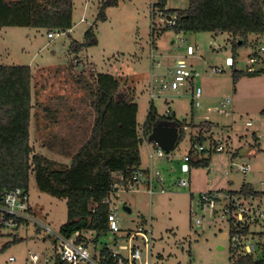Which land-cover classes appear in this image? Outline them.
Returning <instances> with one entry per match:
<instances>
[{
  "label": "rangeland",
  "instance_id": "obj_1",
  "mask_svg": "<svg viewBox=\"0 0 264 264\" xmlns=\"http://www.w3.org/2000/svg\"><path fill=\"white\" fill-rule=\"evenodd\" d=\"M104 1L73 0V28L69 32L31 27L0 30V64L30 66L32 70L34 108L30 142L33 151L70 163V155L91 132L93 112L85 85L92 82L98 72L114 75L138 103L140 128L154 106L160 116L174 117L187 129L183 141L162 158H149L150 153L157 151L154 143L149 141L142 145V168L149 169L152 177L158 172L163 184L152 180L153 195L149 194L147 185L120 193L117 208L121 232L116 235L110 232L95 243L90 242L91 256L95 254V247L101 250L104 246L127 256V251L119 248L128 245L126 234L143 229L151 231L149 264H231V228L228 216L223 217L226 201L216 204L214 214L202 208L200 199L208 192H238L245 184L264 192V114L261 113L264 110V75L245 76L236 86L233 72L237 68L226 64L227 59L234 56L230 34H177L169 28V18L156 6L157 0H117L116 6L107 8V20L96 22ZM188 6L189 0H167L166 8L186 9ZM95 22L98 44L75 52L72 41L84 42L87 30ZM50 32L54 33L53 38L48 37ZM189 46L198 47L195 55L188 54ZM261 46L264 47V34L250 35L248 43L239 47L236 59L248 57ZM78 61L83 72L76 66ZM177 61L188 65L189 77L195 72L199 76L193 80L186 78L174 91L164 85L173 80L170 71ZM213 67L225 71L212 75ZM82 78L86 84L79 83ZM238 87L239 95L236 96L235 88ZM197 88L202 91L199 107L193 104ZM228 98L231 104L221 107ZM46 107L58 110V122L50 120ZM204 121L213 122L215 127L193 126ZM249 121H254L253 126L246 125ZM49 122L52 130L48 128ZM75 126L77 136L78 128L81 129L79 145L70 146L58 140L53 147L47 144L48 138L55 133H61L57 135L60 139L65 134L69 137L67 130ZM194 136L203 139L205 148L212 144L207 166L193 167L185 161L192 150ZM63 139H67L66 135ZM218 145L224 147L222 152L215 150ZM235 153L239 154L233 157ZM183 164H187V171L183 170ZM242 166H249L250 170L243 172ZM181 180L188 181L189 186L179 187ZM29 196L39 212L38 219L59 231L68 220L67 201L40 192L34 174L30 177ZM125 206L131 209L130 213L124 210ZM198 219L201 220L199 225ZM211 221L213 224H209ZM252 232H264V217L252 226ZM90 234L88 238H96L95 233ZM135 244L143 250L145 258L142 238L138 237ZM55 247L56 243L42 227L29 224L18 230H4L0 233V264H33L31 255L35 253L43 258L38 264H45L46 258L47 264H56ZM10 257H14L15 262L10 263Z\"/></svg>",
  "mask_w": 264,
  "mask_h": 264
},
{
  "label": "trees",
  "instance_id": "obj_2",
  "mask_svg": "<svg viewBox=\"0 0 264 264\" xmlns=\"http://www.w3.org/2000/svg\"><path fill=\"white\" fill-rule=\"evenodd\" d=\"M117 4V0H105L96 22L106 21L107 8ZM166 5L167 0H157L156 6L168 20L176 18V25L169 28L177 34H230L233 58L237 57L239 47L248 43L250 35L264 34V0H189L188 8L174 10H168ZM73 7V0H0V30L31 27L69 32L73 28ZM96 22L87 30L84 42L72 41L75 52L98 44ZM241 40L243 42L239 43ZM261 75H264V69L252 73L235 69L234 84L243 76ZM32 79L30 66L0 64V191L2 195L16 188L29 192L30 177L34 174L40 192L67 201L68 220L60 228L62 235L70 238L78 234L79 242L95 243L100 236L110 233V208L105 199L119 181L117 176L129 178L142 169L141 147L145 140L148 141L155 124L162 120L178 123L179 143L185 137L186 125L174 117L160 116L152 106L141 134L137 120L139 106L132 92L123 89L114 75L98 72L92 82L87 83L83 78L79 80L81 84L87 83L85 90L94 118L90 136L68 165L33 151L30 142L34 108ZM45 111L52 122H56L53 119L59 116L58 110L46 107ZM261 113L264 114V110ZM198 126L205 129L213 124L205 121ZM205 154L203 152L189 162L193 167L207 166L211 153L207 157ZM235 156L238 154H233ZM219 192L264 198V192L256 191L250 184L243 185L238 192ZM250 228L247 225L243 232L248 234ZM90 233H95L96 238H88ZM253 234L264 237V232ZM259 249L257 255L233 254L231 264H264V245H259ZM101 257L103 264H113L108 246L101 249Z\"/></svg>",
  "mask_w": 264,
  "mask_h": 264
},
{
  "label": "built area",
  "instance_id": "obj_3",
  "mask_svg": "<svg viewBox=\"0 0 264 264\" xmlns=\"http://www.w3.org/2000/svg\"><path fill=\"white\" fill-rule=\"evenodd\" d=\"M176 25V18L173 17L169 20V26L173 27ZM49 38L54 37V33H48ZM198 50V47H196ZM196 49L192 46L188 47V54L190 56L195 55ZM227 66L236 67L237 71L242 72H255L257 70L264 69V47L261 46L255 52L250 54L248 57L243 59L228 58ZM188 65L184 61H177L173 70L170 74L173 76V80L169 85H164L166 89L178 90L181 83H183L186 78H188V73L186 72ZM224 68L213 67L211 68V74L222 73ZM199 76V73L195 72L191 77ZM202 91L197 88L193 94V100L196 107L200 106L199 99L201 98ZM231 104V99L228 98L225 102L221 103V107L225 108ZM218 111H221L218 109ZM254 121H249L246 123L247 126H253ZM187 126H185V130ZM202 140V141H201ZM203 139H199L196 136L193 138L192 153L185 157V161L189 162L191 159H196L198 156L202 155L203 152L206 154L211 153L212 144L210 143L209 148L203 147ZM200 148V149H198ZM216 151L222 152L224 147L218 145L215 148ZM164 151L157 146V151L153 154L150 153L149 158L153 160L154 158L164 157ZM196 155V157H192ZM189 168L187 164H183V170L187 171ZM241 170L247 172L250 170L249 166H242ZM118 182L113 185V190L110 192L108 197L105 199V203L109 205L110 212L108 215V227L109 231L113 234H118L121 232L119 226V215L117 203L120 193H126L130 191L137 190L141 185H147L149 187V194L153 195L154 190L152 189V180L155 179L160 185L163 184V178L159 176L157 172L154 177L149 169H139L129 178L123 176H117ZM179 187H188L189 183L186 180H181L178 183ZM164 192V188H162ZM0 233L4 230H18L22 225L32 224L34 226L42 227L49 238H52L56 243V251L54 255V261L56 264H103V258L101 257V250H97L95 247V254L92 257L89 250V242H79L78 234L67 238L62 235L60 229L59 231L54 230L50 225L42 223L37 214L35 213L33 206L30 202L29 192H26L22 188H16L0 198ZM201 205L202 208L210 209L214 214L216 212V204L221 203L223 200L226 204L223 207V217L228 216V222L231 228V249L236 256H249L257 255L260 251L259 245H264V237L253 234L252 226L259 223L264 217V198H255L247 196H231L226 193L221 192H208L201 195ZM197 225L201 224V220L196 221ZM213 224V222H209ZM250 225L249 233L243 232L244 228ZM151 231L140 229L134 234L127 233L128 245L120 246V250L127 251V256H124L118 250L109 247L110 259H112L113 264H149L151 257V238L149 236ZM251 236H257L258 239L254 240ZM92 237V236H91ZM141 237L144 243L145 258L143 256L144 252L136 244L135 240ZM97 255V256H96ZM41 254L31 255V261L33 264H38L42 260ZM48 259H44V263H48ZM10 263L15 262L14 257H10Z\"/></svg>",
  "mask_w": 264,
  "mask_h": 264
},
{
  "label": "water",
  "instance_id": "obj_4",
  "mask_svg": "<svg viewBox=\"0 0 264 264\" xmlns=\"http://www.w3.org/2000/svg\"><path fill=\"white\" fill-rule=\"evenodd\" d=\"M76 66L80 72H83L84 69L80 65L79 61ZM180 139V127L176 122L169 120H162L155 124L151 134L148 137V141L154 143L165 153L172 152L178 145ZM0 198H2V192L0 191ZM124 210L128 213L131 212V209L127 206L124 207Z\"/></svg>",
  "mask_w": 264,
  "mask_h": 264
},
{
  "label": "crops",
  "instance_id": "obj_5",
  "mask_svg": "<svg viewBox=\"0 0 264 264\" xmlns=\"http://www.w3.org/2000/svg\"><path fill=\"white\" fill-rule=\"evenodd\" d=\"M245 78V76H243V77H241L240 78V80L235 84L236 86L238 85L239 86V84L241 83V81L243 80ZM253 79V78H252ZM235 93H237L236 94V96L237 95H239V87H238V89L237 88H235ZM193 104H194V100H193ZM194 106H195V104H194ZM196 107V106H195ZM50 108V107H49ZM56 110V109H55ZM94 118V117H93ZM93 118H92V122H93ZM51 120V119H50ZM49 120V121H50ZM53 120H56V122H58L59 121V118H57V119H53ZM137 120H138V118H137ZM169 121H172V120H169ZM172 122H174V121H172ZM205 122V121H204ZM207 122H210V123H212L213 124V126H212V128H214L215 127V124L213 123V122H211V121H207ZM201 123H203V122H200L199 124H197L196 126H198V125H200ZM56 125V124H55ZM193 125H195V124H193ZM52 126L53 125H51V123L49 122V125H48V128L50 129V130H52ZM138 127H139V130H140V132H141V134L143 133V130H142V128H143V126L140 128V123L138 122ZM197 129V128H196ZM200 129H202V128H200ZM78 130H79V133H78V136H77V128H76V126L74 127V128H71L69 131L67 130V132L68 133H70V135H69V137L67 136V134H65L66 135V137H67V139L65 140V139H63L64 137H65V135H62V138L60 139V137H57V135H61V133H58V134H54V135H51V136H53V137H51V138H48L49 139V141L47 142V140H45L46 142H47V144L48 145H50L51 147H53V146H55V143H57V140L60 142V143H62L63 144V142L62 141H65V144L66 145H70V146H72V145H79L81 142H80V139H81V134H80V131H81V129L80 128H78ZM213 131V130H212ZM51 133H49V135H50ZM256 136V135H255ZM52 138L53 139H55V140H52ZM256 138L258 139V137L256 136ZM63 139V140H62ZM45 142V143H46ZM148 142L149 141H147V140H145L144 141V143H147L148 144ZM79 143V144H78ZM83 143H84V141H83ZM83 143H81L80 144V146L79 147H81V145L83 144ZM144 143H143V145H144ZM142 148V147H141ZM79 148H77L76 149V151L78 150ZM142 150V149H141ZM237 154H239V153H237ZM74 155V153L73 154H71L70 156H71V161H72V156ZM57 161V160H56ZM62 163H64V162H62ZM71 163V162H70ZM70 163H65V164H70ZM141 168H142V157H141ZM142 169H144V168H142ZM32 205V204H31ZM33 206V205H32ZM33 209H34V211H35V213L37 214V216H39V212L38 211H36L35 210V208L33 207Z\"/></svg>",
  "mask_w": 264,
  "mask_h": 264
}]
</instances>
